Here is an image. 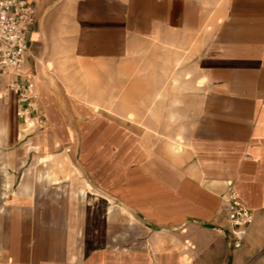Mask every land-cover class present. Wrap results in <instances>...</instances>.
<instances>
[{
  "label": "crops",
  "instance_id": "1",
  "mask_svg": "<svg viewBox=\"0 0 264 264\" xmlns=\"http://www.w3.org/2000/svg\"><path fill=\"white\" fill-rule=\"evenodd\" d=\"M29 1L24 70L47 122L23 130L17 77L0 73V264H264V0H227L215 25L203 0ZM155 40L170 45V89L145 90L180 92L165 141L141 106L114 115L53 86L57 61L130 69ZM228 181L253 212L236 250Z\"/></svg>",
  "mask_w": 264,
  "mask_h": 264
},
{
  "label": "rangeland",
  "instance_id": "2",
  "mask_svg": "<svg viewBox=\"0 0 264 264\" xmlns=\"http://www.w3.org/2000/svg\"><path fill=\"white\" fill-rule=\"evenodd\" d=\"M226 3L227 0H203L210 19L213 16L212 24L215 25L222 19ZM169 50V43L158 40L151 41L150 44L140 46L131 52L123 62L124 64L129 62L130 69L121 70L122 64L118 63L116 72L108 71L101 65L94 66L89 62L78 64V62L64 58L57 61L56 65L52 67L50 75L52 74L53 86L55 85L66 96L75 95L94 108H101L110 114H117L122 106L124 109L134 110L141 106L140 114L142 116L144 114V117L163 122L154 125L141 124L140 127H144L156 139L165 141L173 132L171 131L172 126H175L174 117L167 116L174 111L176 103L173 100L175 96L180 95V92L172 89L171 91H158L157 98L153 99L157 91L151 92L145 89L148 84L160 87L168 86L171 82L169 72H167ZM177 53L178 57L185 54L183 50L182 52L177 51ZM182 59L184 61V58ZM185 59L187 58L185 57ZM180 65L181 62L176 61L171 68L174 70ZM181 82L182 77L178 75L176 83L180 84ZM167 86L166 89H170ZM126 116L133 117V114L129 112ZM169 120H172L173 123ZM152 128L156 130L153 131Z\"/></svg>",
  "mask_w": 264,
  "mask_h": 264
},
{
  "label": "built area",
  "instance_id": "3",
  "mask_svg": "<svg viewBox=\"0 0 264 264\" xmlns=\"http://www.w3.org/2000/svg\"><path fill=\"white\" fill-rule=\"evenodd\" d=\"M36 8L29 0H0V73L17 77L7 84L16 96V115L24 131L34 132L43 127L47 118L39 105L34 76L24 70L27 52L34 42ZM225 209L226 232L231 248L242 246L253 212L247 208L228 181L222 197Z\"/></svg>",
  "mask_w": 264,
  "mask_h": 264
},
{
  "label": "bare ground",
  "instance_id": "4",
  "mask_svg": "<svg viewBox=\"0 0 264 264\" xmlns=\"http://www.w3.org/2000/svg\"><path fill=\"white\" fill-rule=\"evenodd\" d=\"M37 37H38V33L35 32V33L32 34V38L33 39H36Z\"/></svg>",
  "mask_w": 264,
  "mask_h": 264
}]
</instances>
